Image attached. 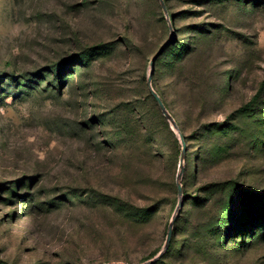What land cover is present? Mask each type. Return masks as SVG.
Returning <instances> with one entry per match:
<instances>
[{"label": "rangeland", "instance_id": "374dc122", "mask_svg": "<svg viewBox=\"0 0 264 264\" xmlns=\"http://www.w3.org/2000/svg\"><path fill=\"white\" fill-rule=\"evenodd\" d=\"M163 1L0 0V264H146L179 170L150 264H264V0Z\"/></svg>", "mask_w": 264, "mask_h": 264}, {"label": "water", "instance_id": "95a60500", "mask_svg": "<svg viewBox=\"0 0 264 264\" xmlns=\"http://www.w3.org/2000/svg\"><path fill=\"white\" fill-rule=\"evenodd\" d=\"M158 1L160 3V6H161L162 10L165 11L166 10V7H165V4H164V1L163 0H158ZM165 46H166V44L162 45L158 49V51L155 53V55L149 61L148 75H147V86H148V89H149V92H150L151 96L154 98L155 102L157 103L158 108H159L160 112L162 113V115L170 123L171 127L173 129L177 130V125H176V122H175L174 118L168 112V110H167L165 104L163 103L162 99L160 98V96L158 95V93L155 91V89L152 86V78H151V75H152V72H153V69H154V62H155V59L163 52ZM179 137H180V140L182 142L183 149H184L183 139H182L181 136H179ZM180 176H181V170H179V172L177 174V177H178V181H177V194H178V197H179V202L177 204L176 214L171 218V220L169 222L168 231H167L166 238H165V242H164V245L162 247L161 252L158 255H156L153 259H151L150 261H148L146 264H150L153 261H155L160 256V254L163 251L166 250V248L169 245V242H170V239H171V236H172V230H173V225H174L176 216H177L180 208L182 207V185L179 182Z\"/></svg>", "mask_w": 264, "mask_h": 264}, {"label": "clouds", "instance_id": "9594fccd", "mask_svg": "<svg viewBox=\"0 0 264 264\" xmlns=\"http://www.w3.org/2000/svg\"><path fill=\"white\" fill-rule=\"evenodd\" d=\"M11 100V98H9ZM33 105L30 101H24L19 104L17 109L14 111V116L17 120H26L31 116Z\"/></svg>", "mask_w": 264, "mask_h": 264}, {"label": "trees", "instance_id": "16d2710c", "mask_svg": "<svg viewBox=\"0 0 264 264\" xmlns=\"http://www.w3.org/2000/svg\"><path fill=\"white\" fill-rule=\"evenodd\" d=\"M174 45H175V44H169V45H166L165 48H164V50H163V52H162V53H161V54L155 59V62H154V69H153V72H152L151 78H152L153 73H154V71H155V68H156V65H157L158 60L161 59V57L165 54V52H167L168 48H170L171 46H174ZM84 59H85V58H84ZM176 63H177V62H176ZM176 63H174V64H176ZM152 86H153V85H152ZM263 87H264V80L262 81L261 87L259 88L258 92L252 97L251 101L243 107V109H245V108H247V107H250V106L253 104V102H255V101L258 99V97H259L260 94H261V90H262ZM153 88H154V86H153ZM154 89H155V88H154ZM165 106H166V104H165ZM166 108H167V107H166ZM172 234H173V232H172ZM170 243H171V242H170ZM169 247H170V244H169L168 248H169Z\"/></svg>", "mask_w": 264, "mask_h": 264}]
</instances>
